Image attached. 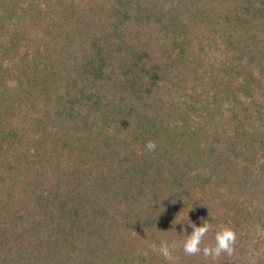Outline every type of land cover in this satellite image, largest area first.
<instances>
[{
  "label": "trees",
  "instance_id": "16d2710c",
  "mask_svg": "<svg viewBox=\"0 0 264 264\" xmlns=\"http://www.w3.org/2000/svg\"><path fill=\"white\" fill-rule=\"evenodd\" d=\"M201 218L233 256L176 264H264V0H0V264H169Z\"/></svg>",
  "mask_w": 264,
  "mask_h": 264
},
{
  "label": "clouds",
  "instance_id": "9594fccd",
  "mask_svg": "<svg viewBox=\"0 0 264 264\" xmlns=\"http://www.w3.org/2000/svg\"><path fill=\"white\" fill-rule=\"evenodd\" d=\"M156 147V142L152 140L147 141L145 144V149L148 152L155 151ZM212 219L215 218L211 217V220ZM174 221L175 223H173ZM174 221L172 222L173 225L184 223L177 219ZM187 227H190L192 231L190 234L185 235V239L181 244L177 245L175 242L169 243L167 241H162L159 246L153 244L151 246L152 250L159 253L165 260L169 261V264H176L177 258L174 257L173 251L177 248L182 250L185 256L202 255L212 261H217L222 256L229 258L233 256L238 237L235 229L231 226L219 225L218 230H216L214 234V243L208 245L204 244V239L208 233L213 230V226L208 219L201 218L200 226H197L195 223H192L187 219ZM183 230L185 232L187 231L186 228Z\"/></svg>",
  "mask_w": 264,
  "mask_h": 264
}]
</instances>
